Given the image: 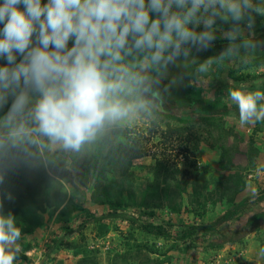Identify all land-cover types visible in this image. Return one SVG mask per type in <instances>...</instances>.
Segmentation results:
<instances>
[{"label":"clouds","instance_id":"clouds-1","mask_svg":"<svg viewBox=\"0 0 264 264\" xmlns=\"http://www.w3.org/2000/svg\"><path fill=\"white\" fill-rule=\"evenodd\" d=\"M257 16L264 0H3L0 163L79 151L108 126L163 111L161 92L184 81L163 84L170 65H195L199 78L237 58L247 64L264 46L253 39ZM217 21L229 26L228 44L201 62L192 50L214 46ZM228 96L241 125L264 121V92L230 88ZM20 239L15 217L0 211V264H14Z\"/></svg>","mask_w":264,"mask_h":264},{"label":"trees","instance_id":"trees-1","mask_svg":"<svg viewBox=\"0 0 264 264\" xmlns=\"http://www.w3.org/2000/svg\"><path fill=\"white\" fill-rule=\"evenodd\" d=\"M2 2L3 0H0V3ZM2 27L3 25L0 24V28ZM254 34L253 39L264 41V28H256ZM227 44L228 41L216 40L214 46L207 51L197 52L193 49V56L202 62L209 56L218 55ZM229 63L230 61H227L223 65H214L209 73L204 74V78H212L220 88L227 90L235 89V86H239L241 82H248L253 85L254 82L249 81L256 79L255 75L246 77L238 76V73L248 68L257 69L264 65V46L255 50L247 64L240 63L238 58L232 60L231 65ZM175 72V77L183 74L184 81L171 87L168 98L172 103L165 106L167 116L175 120V123L165 121L163 128L158 131L160 132V144L165 146L162 149L163 153H159L161 156L153 155L155 158L153 179L141 190L138 201H134L133 193L127 194L131 199L126 201L121 190L115 187L116 183L109 181L105 176L111 172H118L123 176L131 168L133 160L149 155L141 146L143 143L138 144L135 138L130 139L127 135V142L119 143L116 148L107 150L105 154H102L106 149L105 142L99 141L91 150H85L80 157L70 160L71 166H78L84 171H90L92 181L86 185L88 189L90 188L88 198L94 201L96 205L105 207L106 212L100 216H94L82 204L73 202L71 199H67L64 203V194L61 190L55 189L56 185L60 186L56 181L58 177L67 181V177L62 172L64 165L62 167L49 166L50 176L45 168L33 169L28 167L29 161L26 158L24 163L18 161L0 163V174L3 175V181L0 182V204H2L0 211L4 214L11 213L15 217L16 226L21 229V234L33 232L45 226V222L57 211L53 219L57 227L49 231L47 260L55 261L57 252L60 249H65L77 256L76 264H98L97 250L87 248L88 241L82 231L86 224L96 226L98 238L104 237L108 232L118 231L115 221L125 219L124 211L129 209V205L131 209L137 210L140 214L151 217L154 215V210L168 206L172 207L173 212H178L180 208H176L178 205H173L174 199L172 201L170 199L173 192L170 191L169 183L166 181V177L176 181L175 174L179 172L176 167H171L173 164L167 156V153L173 150L171 141H176L182 145L181 148L185 153L195 152L200 144L219 150L217 163L220 174L217 178L215 188L217 194L213 204L219 203L221 205L223 202L224 210L208 222H203L200 218L201 221L195 224L180 225V230L176 231L177 234L173 232L175 229L177 230L175 225L135 222L137 231L142 233L144 237L148 236L155 240L170 242V246L165 251L159 252L158 255L145 254L140 257L142 249L147 250L149 247L146 244H138L130 229L123 236L126 248L120 257L128 261L132 259L128 255L140 257V260L135 261V264H176L182 261L174 259L173 262L170 257L173 254L170 252L179 251L181 249L179 245H182L183 251H186L195 249L200 242H205L206 248L219 250L225 244L243 243L247 234L259 233L258 255L260 262L248 261L242 264H264V255L260 254V249L264 248V209L251 213L243 226L239 230L232 231L228 236L221 230L222 227L230 225L247 214L252 209L251 207L264 202V186L251 195L238 198L240 193L246 189L244 172L252 171L255 168V160L260 154V149L254 145V136L250 134L247 142H245L238 134L224 128L221 116L222 113L227 112V107L222 102L221 97L218 96L212 103L205 101L201 94L202 89L195 85L198 79L195 76V65L185 68L181 64ZM262 77L264 78L263 74ZM227 79H230L232 84L229 85ZM192 89L196 91L195 96H193L195 100L184 94V92H190ZM257 90L264 92L262 88ZM193 100L197 105L198 112L202 114L196 119V121L200 120L201 122L199 126L190 120L177 118L169 113L172 106L177 109L187 108ZM5 111L7 108L0 111V116ZM259 122L261 121L254 123L256 130L253 129L251 133H256ZM153 126H155L154 123ZM242 143H244L243 150L240 149ZM237 154L245 158V165L240 166L235 162L234 158ZM177 196H181V193H178ZM197 196L196 194L195 197ZM61 204H64L62 208H60ZM143 209L149 210L144 214ZM75 220L78 222L73 228V223H76ZM104 220L106 222H103ZM75 231L79 232L80 237L77 240H69L68 236ZM216 238H220L222 241H214ZM19 258L23 261L25 256L20 254Z\"/></svg>","mask_w":264,"mask_h":264},{"label":"rangeland","instance_id":"rangeland-1","mask_svg":"<svg viewBox=\"0 0 264 264\" xmlns=\"http://www.w3.org/2000/svg\"><path fill=\"white\" fill-rule=\"evenodd\" d=\"M43 1L45 3L47 2V0ZM217 26L220 29L217 32V40L221 42L227 41L221 37V32L226 31L229 26L222 24L220 21H217ZM256 28H264V17H256L254 30ZM198 30H202V28ZM5 63L6 61L3 58H0V66H3ZM231 64L232 61H230L229 65ZM237 64L238 63L236 62V65ZM178 67L179 66H169L170 71L168 70V75L163 80L164 85H167L172 77L176 76L175 70H177ZM259 68L260 67L257 69H245L240 71L238 76L250 77L255 75L257 77L261 74L264 75V70H258ZM174 72L175 74H173ZM257 72H259L260 75L257 74ZM195 85L202 89V97L207 102L212 103L215 97H221L222 102L227 107V112L222 113L221 116L223 126L226 130L229 129L238 134L245 142H247V138L250 134L254 136V145L258 146L260 154L255 160V168L252 169V171L247 170L244 172L246 189L240 193L238 198L257 192L264 186V121L259 122L255 134L251 133L253 129L256 130L255 124L241 125L239 123V111L237 106H232L231 100L224 96L223 93L225 92L214 80H212V78L209 77V79H206L204 78V75H202L197 79V84ZM249 86L250 85L247 82H241L239 84V88L242 87V90L246 92L254 91L256 87L264 89L263 82H258L255 86H251L250 88ZM195 92L196 91L192 89L190 92H184V94L195 100V98H193V96H195ZM161 95L165 96L166 100L163 106V111L155 115L142 113L127 121L108 126L98 135L95 141L86 143L79 151L63 150L59 147L44 149L42 152L36 153L32 157H25L29 161L28 167L33 169L45 168L48 175L51 176L49 173V166L56 165L62 167L64 165L62 172L65 174V177H67V181L58 177L56 181L60 186H55L56 190H61L64 194V203L67 199H71L73 202L82 204V206L90 210L94 216H100L106 212L105 207L96 205L94 201H91L88 198L90 188L88 189L86 185L92 181L90 171H84L78 166H71L70 160H72V158L75 159L80 157L81 153L85 150H91L99 141L105 142L106 149L102 152V154H105L107 150L116 148L119 143L124 144L127 142V135L130 139L135 138L138 144L143 143L141 146L144 147L147 152L146 154L149 155L133 160L131 168L123 176H121L118 172H111L105 176L109 181L116 183L115 187L121 190V193L124 195L126 201H130L131 199L127 196L128 193H133L134 201H138L141 190L153 179V164L155 159L153 155L156 154L157 156H161L163 153L162 149L165 145L160 144V132L158 131L163 128L165 121H170L172 124L175 123V120H172L167 116L168 113L167 110H165V106H169L172 102L170 98H168V94L166 95L161 92ZM154 99L157 98L154 97ZM194 100L189 103L187 108L177 109L172 106L169 113L177 118L190 120L193 124L199 126L201 122L200 120L196 121V119H198L202 114L198 112L197 105L194 103ZM153 123L155 126H153ZM171 144V148H173V150L167 153V156L170 159L169 161L173 164L171 167H176L179 172L175 174L176 181L168 179V177H166V181L169 183L170 191L173 192L170 199L171 201L174 199L173 205H178L176 208H180V210L178 212H173L171 209L172 207L168 206L162 209L154 210V215L151 217L145 214L149 209H143L145 215H142L137 212V210L131 209V206L129 205V209L124 211L125 219L115 221L118 231L108 232L102 238L97 237V228L94 224H86L82 232L88 241L87 248H95L97 250L98 264H135V261H137L142 255H158L159 252L165 251V249L170 246V242L155 240L148 236L144 237L142 233L137 231L135 222L151 224L163 223L164 225L168 223L170 226H177V230L175 229L173 231L174 234H177L178 230H180V225L195 224L201 220H203V222H208L223 212V202L221 205L219 203H215V205L213 204L217 194L215 192L217 178L220 174L217 163L219 150L200 144L195 152L185 153L179 142L171 141ZM242 144L243 145L240 146L241 150L244 149V143ZM32 151L35 152L36 150L33 149ZM159 153L161 154L159 155ZM234 160L240 166L246 164L245 158H243L240 154L235 155ZM84 193L85 196H83ZM178 193H181V196H177ZM196 194L198 195L197 197H195ZM204 195H206V198ZM63 205L64 204H61L60 208H62ZM251 208L252 209L247 214L241 216L240 219L232 222L226 227H222V232L228 236L232 231L239 230L251 213L264 208V202ZM56 213L57 211L49 217L48 221L45 222V226L38 228L36 231L21 234V239L18 241L21 251L17 254L18 259L14 262V264H76L78 259L77 256L72 255L65 249H60L57 252L55 261L50 262L46 259L50 234L49 231L54 230L55 227H57V224L53 222ZM74 222L76 223H73V228L76 227L78 221L75 220ZM103 222L106 221L104 220ZM130 229L135 237V241L138 242V244H146L149 249H142L140 257L128 255L129 258H132L128 261L122 259L120 256L126 248L123 236L128 233ZM79 237L80 234L76 231L73 232L72 235L68 236L69 240H77ZM259 237V233L247 234L243 243L225 244L219 250L206 248L205 242H200L195 249L186 251H183V246L179 245L181 249L179 251H171L170 254L173 255L170 257L173 262L175 260L182 261L181 263L176 264H242L248 261L258 263L260 262L258 255ZM214 241L221 242L222 239L216 238ZM20 254L25 256L23 261L19 258Z\"/></svg>","mask_w":264,"mask_h":264},{"label":"crops","instance_id":"crops-1","mask_svg":"<svg viewBox=\"0 0 264 264\" xmlns=\"http://www.w3.org/2000/svg\"><path fill=\"white\" fill-rule=\"evenodd\" d=\"M260 69H263V70H264V65L260 66V68H259L258 70H260ZM257 74H259V72H257ZM259 75H260V74H259ZM227 82H228L229 85L232 84V81H231L230 79H227ZM249 82H254L255 84L258 83V82H263V83H264V78L262 77V74H261L260 76H257L256 79H254L253 81L251 80V81H249ZM247 83H248V82H247ZM254 83H253V85H252V84H249V85H250L249 88H250L251 86H255ZM235 87H236V88H239V86H235ZM258 88H259V87H258ZM258 88L256 87V89H258ZM222 89H223V91L225 92V93H223L224 96L229 98V96H228V90L225 89V88H222ZM256 89H255L254 91H256ZM232 106L235 107L236 105L232 103ZM263 209H264V208H263Z\"/></svg>","mask_w":264,"mask_h":264}]
</instances>
